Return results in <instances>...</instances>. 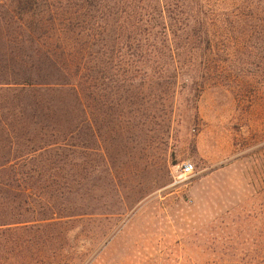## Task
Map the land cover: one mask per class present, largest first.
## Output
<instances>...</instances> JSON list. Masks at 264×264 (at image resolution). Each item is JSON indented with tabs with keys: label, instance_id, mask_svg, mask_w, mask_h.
Wrapping results in <instances>:
<instances>
[{
	"label": "rangeland",
	"instance_id": "obj_1",
	"mask_svg": "<svg viewBox=\"0 0 264 264\" xmlns=\"http://www.w3.org/2000/svg\"><path fill=\"white\" fill-rule=\"evenodd\" d=\"M111 11L79 76L0 45V264H264V0Z\"/></svg>",
	"mask_w": 264,
	"mask_h": 264
},
{
	"label": "trees",
	"instance_id": "obj_2",
	"mask_svg": "<svg viewBox=\"0 0 264 264\" xmlns=\"http://www.w3.org/2000/svg\"><path fill=\"white\" fill-rule=\"evenodd\" d=\"M127 0H1L4 9L12 11L11 24L15 25L12 31L3 28L4 20L0 19V45L14 42L22 33L29 34L30 42H39L43 47L44 56L52 60L55 67L72 76H79L85 67L95 65L101 58L108 59L109 53L100 48L98 32L101 21L107 23L112 17V7ZM9 4V5H8ZM12 8V10H11ZM102 12V14L100 13ZM119 14V13H118ZM122 18V17H121ZM120 19V18H119ZM104 29V28H102ZM106 34L107 30L104 29ZM175 53L170 54L171 61H178ZM156 55H132L130 62L154 64ZM75 76V75H74ZM29 89H45L52 93H62L66 86L76 89L71 84L26 83ZM74 90V91H75ZM75 91V92H76Z\"/></svg>",
	"mask_w": 264,
	"mask_h": 264
},
{
	"label": "built area",
	"instance_id": "obj_3",
	"mask_svg": "<svg viewBox=\"0 0 264 264\" xmlns=\"http://www.w3.org/2000/svg\"><path fill=\"white\" fill-rule=\"evenodd\" d=\"M195 174V167L191 163H186L180 168V177L188 179L193 177Z\"/></svg>",
	"mask_w": 264,
	"mask_h": 264
}]
</instances>
